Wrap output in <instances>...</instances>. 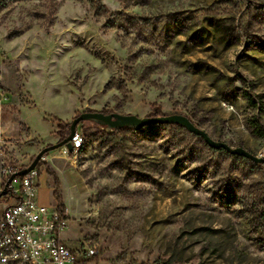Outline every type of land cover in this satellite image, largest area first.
<instances>
[{
    "label": "rangeland",
    "instance_id": "obj_1",
    "mask_svg": "<svg viewBox=\"0 0 264 264\" xmlns=\"http://www.w3.org/2000/svg\"><path fill=\"white\" fill-rule=\"evenodd\" d=\"M98 1L0 0V173L89 111L159 108L264 159V0ZM80 134L42 158L37 197L90 264H264V168L166 125Z\"/></svg>",
    "mask_w": 264,
    "mask_h": 264
},
{
    "label": "built area",
    "instance_id": "obj_2",
    "mask_svg": "<svg viewBox=\"0 0 264 264\" xmlns=\"http://www.w3.org/2000/svg\"><path fill=\"white\" fill-rule=\"evenodd\" d=\"M73 152L84 140L76 133ZM21 170L0 173V200L5 208L0 215V264H90L99 255L96 248L74 250L62 239L67 219L58 207H47L38 199L39 172L15 178L8 194L1 196L8 179Z\"/></svg>",
    "mask_w": 264,
    "mask_h": 264
},
{
    "label": "water",
    "instance_id": "obj_3",
    "mask_svg": "<svg viewBox=\"0 0 264 264\" xmlns=\"http://www.w3.org/2000/svg\"><path fill=\"white\" fill-rule=\"evenodd\" d=\"M84 122H90L95 125H98L104 128L108 134L120 132L123 129H127L129 131H141L144 128L156 125L180 126L189 133L200 137L211 149L223 150L230 155L250 160L258 165L264 164V159L255 157L254 155L242 148H232L225 143L214 141L206 132L196 127L189 118L183 115L139 118L133 115H120L114 113L106 115L103 112H85L72 121V123L70 124L69 135L65 140L61 141L57 145L44 149L37 155V157L34 159V161L29 167L22 169L18 173L13 174L6 182L1 196H6L8 194V188L15 178L25 177L30 172L34 171L37 168L38 164L41 162L42 158L47 153L62 147H65L69 153H73L74 149L71 141L77 133L78 125Z\"/></svg>",
    "mask_w": 264,
    "mask_h": 264
},
{
    "label": "trees",
    "instance_id": "obj_4",
    "mask_svg": "<svg viewBox=\"0 0 264 264\" xmlns=\"http://www.w3.org/2000/svg\"><path fill=\"white\" fill-rule=\"evenodd\" d=\"M19 1V0H18ZM88 1V3L90 4V7L92 8V10H96L97 12L99 11V12H101L102 10H104V7H102L101 5H100V3H99V1L98 0H87ZM252 103H255V101L253 100L252 101ZM257 104H259V102H257ZM89 112H91V111H89ZM104 114H106V115H108V114H110L109 112H103ZM157 116H163V113L161 112V110L159 109V108H155L154 109V113H153V117H157ZM58 122V128H59V130H60V134H59V136H60V142L61 141H63V140H65L67 137H68V135H69V131H70V124H65V123H61V122H59V121H57ZM86 122H84V123H80L79 125H78V127H77V133H80V130L83 128V126H84V124H85ZM95 125V124H94ZM160 125H156V126H151V127H147V129L149 128V129H151V128H157V127H159ZM95 127H97L99 130H101L102 132H106L105 131V129L104 128H102V127H100V126H98V125H95ZM167 127H169V128H173V129H177V130H182L183 128L182 127H180V126H174V125H167ZM262 128V125L260 124V123H258V132L260 133V135H261V131L260 130H262L261 129ZM146 129V128H145ZM129 132H131V131H129V130H127V129H123V130H121L120 131V133H122V134H127V133H129ZM262 136V135H261ZM258 167L259 168H264V164H262V165H258ZM22 170V169H21ZM63 210V209H62Z\"/></svg>",
    "mask_w": 264,
    "mask_h": 264
}]
</instances>
